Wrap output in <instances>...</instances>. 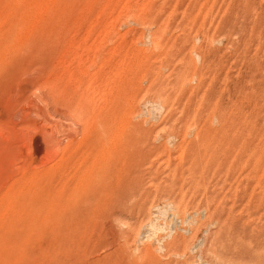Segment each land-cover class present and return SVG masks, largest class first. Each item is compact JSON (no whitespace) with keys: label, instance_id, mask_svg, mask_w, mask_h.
Segmentation results:
<instances>
[{"label":"rangeland","instance_id":"1","mask_svg":"<svg viewBox=\"0 0 264 264\" xmlns=\"http://www.w3.org/2000/svg\"><path fill=\"white\" fill-rule=\"evenodd\" d=\"M0 264H264V0H0Z\"/></svg>","mask_w":264,"mask_h":264},{"label":"bare ground","instance_id":"2","mask_svg":"<svg viewBox=\"0 0 264 264\" xmlns=\"http://www.w3.org/2000/svg\"><path fill=\"white\" fill-rule=\"evenodd\" d=\"M41 145H42V144H41ZM40 147H41V146H40ZM37 148H38V147H37ZM43 149H44V148H43ZM37 150H38V149H37ZM41 151H42V150L39 148V151H38V152H39V154H40V152H41Z\"/></svg>","mask_w":264,"mask_h":264}]
</instances>
